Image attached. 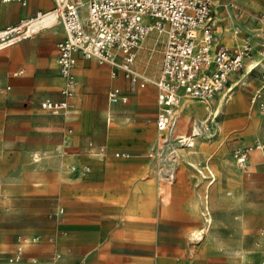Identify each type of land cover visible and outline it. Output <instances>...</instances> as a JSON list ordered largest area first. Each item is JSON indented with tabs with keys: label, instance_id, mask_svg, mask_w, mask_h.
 Returning a JSON list of instances; mask_svg holds the SVG:
<instances>
[{
	"label": "crops",
	"instance_id": "1",
	"mask_svg": "<svg viewBox=\"0 0 264 264\" xmlns=\"http://www.w3.org/2000/svg\"><path fill=\"white\" fill-rule=\"evenodd\" d=\"M25 2L24 6L18 2H0V31L34 18L37 13H52L54 7L53 0ZM229 3L232 2L222 6L227 9ZM43 29L46 27L0 47V119L4 124L0 126V161L4 172L1 186L17 190L22 205L28 199L32 205L35 203L31 199H47L53 206L62 199L64 232L72 244H82V264H171L173 258L160 255L168 251L166 238L178 239L182 245L184 238L190 236L193 226L190 218L199 205L200 187L191 176L195 172L193 168H187L188 181L184 187L190 190V196L176 192L172 201L178 217L167 220L166 215H160L161 195L174 184H165L166 187L159 183L155 161L149 158L158 138L155 86L148 83L129 90L120 70L76 56L75 91L70 99L72 107L66 113L70 114L69 118L66 114H45L40 108L43 100L62 99L64 81L58 73L56 44L63 31L61 28L60 37L58 32ZM216 33L218 45L234 48L243 42L228 29H218ZM247 40L252 50L261 44L256 38ZM138 50L133 67L140 72L136 68ZM261 54L264 56V52ZM259 62L264 68V63ZM259 62L249 64L245 74ZM141 74L146 76L144 72ZM233 76H229V84ZM236 84L237 81L230 85V91ZM114 87L127 96L126 104L108 105L107 93ZM191 101L194 103L190 106L185 104L181 110L178 107L180 126H185L193 116L205 117L211 109L210 102ZM211 114L212 111L205 118ZM10 122L20 125L23 132L16 141L7 136ZM176 127L174 135L181 136L176 134ZM195 135L191 137L190 132L186 138L194 140L200 148L214 142L201 141L199 134ZM88 143L94 149L104 147V154L94 155L88 150ZM191 148L192 145L178 149L185 151L180 163H192L198 158L191 155ZM181 186L178 184L176 190ZM47 188L56 191L58 198L34 195ZM183 204L188 207L184 208ZM24 211L32 215L44 212L39 207Z\"/></svg>",
	"mask_w": 264,
	"mask_h": 264
},
{
	"label": "rangeland",
	"instance_id": "2",
	"mask_svg": "<svg viewBox=\"0 0 264 264\" xmlns=\"http://www.w3.org/2000/svg\"><path fill=\"white\" fill-rule=\"evenodd\" d=\"M225 2H233L237 8L225 9L222 6ZM211 10L215 37L218 38V29H228L232 34H237L243 42L236 47L248 45L252 58L244 62V71L231 77L230 85L237 81L232 91L226 93L223 90L208 101L211 109H208L206 116L211 111L212 114L207 119L206 116H193L185 126H180V117L177 121V135L188 137L190 128L195 126L201 141L214 142L206 148H200L192 140L194 146L190 149L191 155H198L192 163H180L185 151L178 150L180 158L175 160L171 184L164 181L155 167V176L161 185L174 184L171 190L164 191L160 199L164 204H160L159 212L162 216L166 215L167 220L179 215L172 204L176 192L184 197L190 196V190L184 187L188 181L187 168H193L195 172L191 176L194 179L191 180H195L194 184L200 187L199 205L190 218L193 221L190 236L184 238L182 245L178 239L166 238L168 251L160 255L173 258L171 264H264V153H251L245 168H240L232 156L234 149L264 135V115L258 109L260 99L253 101L256 90L261 86V73H264L259 62L261 60L264 63L261 54L264 52V0H212ZM39 28L34 32L37 33ZM47 29L62 36L58 19L43 30ZM248 38L260 40L257 50H252ZM156 39V34H150L144 40L136 60V68L151 79L157 76L161 59V44ZM255 62L259 64L245 74V68ZM83 65L82 84L86 79ZM261 94L264 97V90ZM184 103L194 102L183 99L179 110ZM7 128V136L12 141H16L23 133L20 125L12 122ZM155 140L157 142V138ZM156 146L153 145L149 151L152 154L149 158L153 160ZM2 175L3 163L0 161V177ZM178 184L182 186L176 190ZM42 191L34 195H46L52 199L57 196L56 191L48 188ZM17 192L14 188H3L0 183V264H82V244H72L64 232L65 213L60 209L62 199L53 206L48 204L47 199H31L35 203L33 205L28 199L22 205L18 202ZM33 207H39L44 212L32 215L24 211L25 208ZM183 207L188 205L183 204ZM200 245L206 248H199ZM18 248L21 249L19 259L11 262L10 258L17 255Z\"/></svg>",
	"mask_w": 264,
	"mask_h": 264
},
{
	"label": "built area",
	"instance_id": "3",
	"mask_svg": "<svg viewBox=\"0 0 264 264\" xmlns=\"http://www.w3.org/2000/svg\"><path fill=\"white\" fill-rule=\"evenodd\" d=\"M0 2L26 4L25 0ZM53 3L51 12L55 13L63 31L56 48L58 73L64 85L61 100L45 99L40 108L52 115H64L71 109L76 56L120 70L129 83V90L148 83L154 85L158 133L154 160L156 170L171 184L178 148L191 146L186 137L174 135L180 100L186 96L208 102L223 90L228 91L229 76L242 71L245 60L250 58L249 46L229 48L216 44L211 23L212 0H53ZM227 7L237 8L233 2ZM45 14L37 13L34 18L0 31V47L29 36L34 32L32 20L41 19ZM150 34H156L161 44L159 73L154 79L143 76L133 67L137 50ZM262 90L264 73L253 98L254 102L260 99L258 109L264 115ZM127 101L118 87L107 93L108 105ZM191 129V137L196 136L195 126ZM87 148L96 155L105 152L104 147L94 149L92 143ZM254 151L264 153V136L234 149L232 156L240 168H245ZM17 251L11 262L19 259L21 249Z\"/></svg>",
	"mask_w": 264,
	"mask_h": 264
},
{
	"label": "bare ground",
	"instance_id": "4",
	"mask_svg": "<svg viewBox=\"0 0 264 264\" xmlns=\"http://www.w3.org/2000/svg\"><path fill=\"white\" fill-rule=\"evenodd\" d=\"M55 20H56V16H55V13H48V14H45L44 16H42V18L41 19H38V20H36V19H34V20H32V22H31V28H32V30H35V29H37L38 27H41V28H44V27H50L54 22H55ZM30 29V28H29ZM217 43V42H216ZM231 90V88L228 90V91H226L225 90V92L227 93V92H229ZM184 99H190V100H194V101H200V102H206V101H203V100H200V99H193V98H189V97H186V96H184L183 97ZM182 98V99H183ZM181 99V100H182ZM180 100V102H179V105H178V107H180V104H181V101ZM185 104H189V106L191 105V103H184L183 105H182V107H184V105ZM182 107H181V109H182ZM205 108H208L207 106H205ZM190 110V109H189ZM188 139V143L189 144H191L192 146H194V143L192 142V140L191 139H189V138H187ZM178 157H176V159H177Z\"/></svg>",
	"mask_w": 264,
	"mask_h": 264
}]
</instances>
